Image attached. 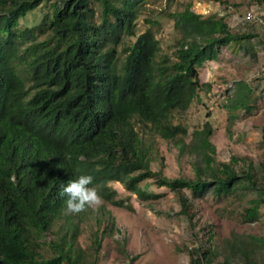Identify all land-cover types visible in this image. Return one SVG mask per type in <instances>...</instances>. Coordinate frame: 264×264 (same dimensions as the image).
Segmentation results:
<instances>
[{
    "label": "trees",
    "instance_id": "trees-1",
    "mask_svg": "<svg viewBox=\"0 0 264 264\" xmlns=\"http://www.w3.org/2000/svg\"><path fill=\"white\" fill-rule=\"evenodd\" d=\"M145 3L0 0V264L100 263L116 221L107 211L106 228L92 233L87 250L81 247L89 209L66 214L62 195L80 175L92 176L90 186L116 207L134 210L111 184L142 201L159 199L143 189L150 182L177 196L181 216L192 219L195 203L212 195L227 203L226 215L264 225V163L237 156L220 162L211 122L190 132L177 121L212 88L200 79L206 62L218 61L224 47L256 58L264 36L234 30L227 14H200L189 2L167 15L177 38L164 53L153 28L137 32ZM38 8L46 10L41 23L22 29L21 19ZM240 86L243 99L226 108L247 116L260 97L248 84ZM262 133L264 143V127ZM160 140L180 158L194 157L193 178L153 169ZM236 202L241 212L231 210ZM206 224V237L188 251L191 264H264V232L232 231L229 253L221 254L216 226ZM50 233L56 238L49 241Z\"/></svg>",
    "mask_w": 264,
    "mask_h": 264
},
{
    "label": "rangeland",
    "instance_id": "rangeland-1",
    "mask_svg": "<svg viewBox=\"0 0 264 264\" xmlns=\"http://www.w3.org/2000/svg\"><path fill=\"white\" fill-rule=\"evenodd\" d=\"M192 2L193 10L197 13L210 15L219 13L227 14L229 23L234 30H247L259 36H264V26L242 24L241 21L250 11L251 5L256 0H146L142 15L138 20L137 32L142 33L149 27L153 28L161 42L164 53L173 51L176 44V32L173 21L167 15L172 12L184 10ZM264 6V4H260ZM262 6L261 12L264 13ZM46 10L38 8L30 11L20 21L22 29L38 26ZM151 19L157 24H148ZM220 63L210 69L208 75L200 69L202 83L210 81L212 74L218 71L215 81L216 90L206 91L200 95L190 111L181 117L178 122L186 125L190 132L209 121L214 126L215 132L211 139L217 147L216 158L220 162H229L232 156L246 157L255 165L264 163V143L262 128L264 127V48H259L257 57L244 55L242 52L233 54L229 48L221 49ZM223 64V65H222ZM220 65L222 67L220 68ZM222 70V72H220ZM248 84L254 94L260 97L257 109L245 116L244 112L228 111L226 106L232 100L243 99L240 83ZM234 100V101H235ZM238 115L235 121L231 115ZM209 117V118H208ZM161 152L153 164L155 171H163L168 178L189 177L193 178V156H179V151L173 145L160 140ZM118 191V198H130L127 204L134 210L126 207H116L105 202L102 206L89 208L90 215L82 226L80 244L85 250L91 244V235L97 230L106 228L110 211L115 218L117 230L106 235L99 264H191L190 251L204 239L208 232L207 222L210 220L216 226L217 241L221 254L229 253L227 240L232 231L238 233H263L264 225L242 223L239 213L233 216L226 215L225 203H219L209 195L204 200H199L192 208L189 219L178 214L180 207L177 196L166 188H157L150 182L143 184V189L161 195L159 199L142 201L128 193L122 184H111ZM246 201V200H245ZM240 205L236 202L231 210L241 212ZM229 208V207H228ZM234 208V209H233ZM264 212V208L262 209ZM107 216V217H106ZM99 221H102L99 228ZM110 223V221H109ZM109 228V227H108ZM107 233V232H106ZM47 240L56 238L54 233L48 234ZM123 245V247H122ZM121 248L125 254L121 253ZM131 258H136L131 262ZM234 264H244L237 259Z\"/></svg>",
    "mask_w": 264,
    "mask_h": 264
},
{
    "label": "clouds",
    "instance_id": "clouds-1",
    "mask_svg": "<svg viewBox=\"0 0 264 264\" xmlns=\"http://www.w3.org/2000/svg\"><path fill=\"white\" fill-rule=\"evenodd\" d=\"M208 84V83H207ZM210 91H213V84ZM93 184V177L80 175L70 180L62 189V195L66 196V214H79L89 208L95 209L103 205L104 200Z\"/></svg>",
    "mask_w": 264,
    "mask_h": 264
},
{
    "label": "built area",
    "instance_id": "built-area-1",
    "mask_svg": "<svg viewBox=\"0 0 264 264\" xmlns=\"http://www.w3.org/2000/svg\"><path fill=\"white\" fill-rule=\"evenodd\" d=\"M251 9L243 20L241 21L242 24L245 25H252V26H264V13L261 12V8L259 3L254 2L253 5H251ZM264 8V6H262ZM264 11V9H263ZM246 31V29H245ZM216 90V86H213V92Z\"/></svg>",
    "mask_w": 264,
    "mask_h": 264
},
{
    "label": "crops",
    "instance_id": "crops-1",
    "mask_svg": "<svg viewBox=\"0 0 264 264\" xmlns=\"http://www.w3.org/2000/svg\"><path fill=\"white\" fill-rule=\"evenodd\" d=\"M220 63V59L218 60V61H209V62H206L200 69L201 70H205L204 71V74L207 76L208 75V73L207 72H209V68L207 67L208 65H211L212 67L214 66V65H216V63ZM223 65V64H222ZM222 65H220V68L222 67ZM216 71V73H213L212 74V78H210V81L209 82H206V83H212L213 84V86H215V81H216V79H217V77H218V71L217 70H215ZM220 72H222V70H220Z\"/></svg>",
    "mask_w": 264,
    "mask_h": 264
}]
</instances>
